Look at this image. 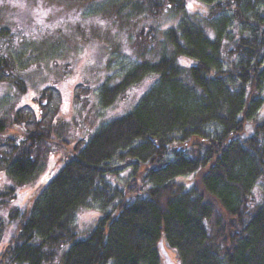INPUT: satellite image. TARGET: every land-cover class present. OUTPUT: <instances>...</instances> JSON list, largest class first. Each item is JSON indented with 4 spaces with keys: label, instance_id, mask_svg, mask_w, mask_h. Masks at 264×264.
<instances>
[{
    "label": "trees",
    "instance_id": "1",
    "mask_svg": "<svg viewBox=\"0 0 264 264\" xmlns=\"http://www.w3.org/2000/svg\"><path fill=\"white\" fill-rule=\"evenodd\" d=\"M203 1L212 14L205 28L187 16L185 0L136 3L135 13L182 17L164 33V54L105 83L101 99L110 106L156 80L130 112L74 147L29 210L17 211L19 230L1 262L162 264L164 238L181 264H264V0ZM6 41L11 32L2 30L0 83L20 97L28 87ZM41 119L20 139L0 120L14 180L0 190V208L37 177L51 143L68 147L65 125L45 130ZM127 168H144V187L116 182ZM95 200L103 211L82 235L76 214Z\"/></svg>",
    "mask_w": 264,
    "mask_h": 264
},
{
    "label": "rangeland",
    "instance_id": "2",
    "mask_svg": "<svg viewBox=\"0 0 264 264\" xmlns=\"http://www.w3.org/2000/svg\"><path fill=\"white\" fill-rule=\"evenodd\" d=\"M138 1L145 0H0V31L11 32L6 48L28 87L18 97L7 83H0V120L6 122V134L24 138L42 118L45 130L61 131L64 124L69 143L68 147L51 143L37 177L0 208V254L19 230L20 220L14 217L17 211L29 210L74 147L112 119L130 112L156 80V76H148L110 106L101 99L100 88L105 83L115 85L139 60H157L164 54V33L182 17L155 18L144 10L135 13ZM185 2L187 16L205 28L212 15L210 5L203 0ZM12 153L8 146L0 148V190L14 185L8 169ZM137 172L124 169L116 182L123 185L135 178L143 186L144 168ZM187 180L192 184V176ZM102 211V203L96 200L78 211L75 222L82 235L93 229ZM158 247L162 264H181L164 238Z\"/></svg>",
    "mask_w": 264,
    "mask_h": 264
},
{
    "label": "snow or ice",
    "instance_id": "3",
    "mask_svg": "<svg viewBox=\"0 0 264 264\" xmlns=\"http://www.w3.org/2000/svg\"><path fill=\"white\" fill-rule=\"evenodd\" d=\"M188 7H189V8H191L192 6H191V5H189Z\"/></svg>",
    "mask_w": 264,
    "mask_h": 264
}]
</instances>
